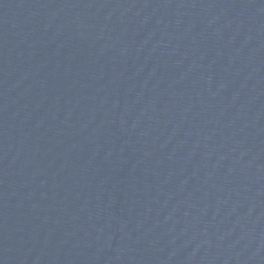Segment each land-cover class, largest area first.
I'll return each mask as SVG.
<instances>
[{"label": "water", "instance_id": "water-1", "mask_svg": "<svg viewBox=\"0 0 264 264\" xmlns=\"http://www.w3.org/2000/svg\"><path fill=\"white\" fill-rule=\"evenodd\" d=\"M0 264H264V0H0Z\"/></svg>", "mask_w": 264, "mask_h": 264}]
</instances>
